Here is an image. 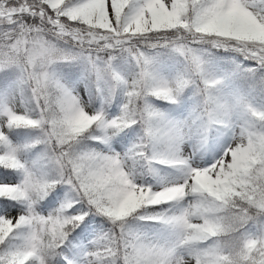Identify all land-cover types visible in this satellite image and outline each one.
<instances>
[{"label": "snow or ice", "instance_id": "snow-or-ice-1", "mask_svg": "<svg viewBox=\"0 0 264 264\" xmlns=\"http://www.w3.org/2000/svg\"><path fill=\"white\" fill-rule=\"evenodd\" d=\"M71 62L119 115L87 108L60 76ZM0 77L15 86L0 91V168L19 174L0 182V264H264V0H0ZM187 90L184 117L151 102L179 106ZM134 126L132 147L113 149ZM15 129L37 132L23 149L43 145L44 169ZM220 136L212 162L193 158L188 141ZM137 161L181 175L138 182ZM97 215L111 227L88 240Z\"/></svg>", "mask_w": 264, "mask_h": 264}, {"label": "rangeland", "instance_id": "rangeland-1", "mask_svg": "<svg viewBox=\"0 0 264 264\" xmlns=\"http://www.w3.org/2000/svg\"><path fill=\"white\" fill-rule=\"evenodd\" d=\"M179 60H180V58H179ZM237 60H239V59H237ZM78 64L80 66L79 67L80 68V71H79L80 77L77 80H75L72 77L65 74V72L63 70V67L65 65H61L59 67V73H60V76L63 79V81L73 90V92L75 94H77L78 96L81 97V99L84 101V103L88 109L96 110V111L103 110L104 112H106V114L109 118L116 116V115H119L120 110L118 108L111 107L113 102L109 103V104L104 103L103 97L99 93H97V91H96V85H95L94 79L92 77H90L89 73L85 70V68L82 64H80V63H78ZM180 67H181V65H180ZM179 69L180 68H178L173 73L166 74V75H172V74L176 73L177 71H179ZM0 89H1V91H4V92L11 94L15 91V86L10 84L7 79L0 77ZM190 97H191V92L189 93V95L187 96L185 101L182 100L183 113L178 115V116H175V117H177V118L184 117L191 111L192 101H191ZM23 135H24L23 131L18 132L16 134L12 135V139L14 142L21 145L19 142H20L21 138L23 137ZM226 138L227 137H225V136H220L218 138L210 140L209 146L207 145V147L209 148V155H207V157L204 159H200L195 152V146H196V144H198V143H195V140L188 141V146L191 147V149H192L193 158L198 160L202 165L206 166L208 163L212 162L216 157H218V155L220 154V151H221V147H222ZM135 142H136L135 139H130V140L126 141L125 139L121 138L120 135L118 134L114 137V143L112 144L111 147L113 149H115L116 151L127 152ZM21 147H22V145H21ZM22 157L24 159L28 160L30 163H32L34 165H38L41 169L45 168L44 164H41L40 162H38L39 152H34V153L29 152L28 153L22 147ZM136 164H137V162H136ZM136 171L138 173H140V175L138 176V182H139V180H143L144 182H148L144 178L142 172L139 171L137 165H136ZM180 175H181L180 171L175 169L172 172H170L167 176H165L163 178V180H175ZM18 180H19V177H16L15 174L0 170V182H8V181L15 182ZM65 199H66V196L64 194H60L57 201L54 202L48 208V210L51 211L52 208L58 207L59 204L62 201H64ZM90 224H91L92 232H91V235L88 237V240L93 239V237L96 236L97 234H99L101 231H105L110 227L98 215L90 218Z\"/></svg>", "mask_w": 264, "mask_h": 264}, {"label": "trees", "instance_id": "trees-1", "mask_svg": "<svg viewBox=\"0 0 264 264\" xmlns=\"http://www.w3.org/2000/svg\"><path fill=\"white\" fill-rule=\"evenodd\" d=\"M226 55H230V58H233L236 60L237 63L241 62L243 60V57L239 56L238 54H235V53H231V54H226ZM239 59V60H237ZM179 58L175 55V54H172L170 56H164L162 57V63L160 65L162 71L165 73V74H169V73H173L174 71H176L180 66V63H179ZM244 64L246 66H250V62H247L245 61ZM79 64L77 62H72V63H69L67 65H65L63 67V70L65 72L66 75L72 77L73 79L77 80L79 79L80 77V68H79ZM4 81V80H3ZM1 91V89H0ZM190 93V90H187L184 94V97H183V100L185 101L187 96L189 95ZM117 100H122V94L118 95L117 96ZM151 102L158 108H160L161 110H165V111H168L171 113V115L173 116H176V115H179V114H182L183 113V103H181L179 106H173V105H169L167 104L165 101L163 100H156L155 98H152L151 99ZM111 107H115V108H119V103L113 101V104ZM23 131L24 132V135L23 137L21 138L20 140V144L22 145V147L25 145V144H28L30 143V141L32 140V138H34L36 135H37V132L34 131V130H31V129H15L13 130L12 134H16L18 132H21ZM142 133L139 131L138 128H136V126H134L133 129H125L124 131L120 132L119 135L121 138L125 139L126 141L127 140H130V139H135V141H137L138 139V136L141 135ZM86 143L88 144H92L93 142L91 141H86ZM114 143V138L111 142V146L112 144ZM99 147L101 149H104V150H107L105 148L104 145H99ZM26 152H31V153H34V152H39V160L38 162H40L41 164H44L43 163V160H42V150H43V145H38L36 146L35 148H31V149H25ZM138 166V169L140 172H142L144 178L146 179V181L150 182V183H153V184H156L157 181L159 180H163V178L165 176H167L170 172H172L173 168H167V167H164V166H160V165H157L156 168H157V172L158 174H153V173H149L147 171L148 169V166L147 164L144 162V161H137V164ZM0 170L2 171H7L9 173H12V174H15L16 177H19V174L16 173V172H12L10 170H5L3 168H0ZM58 192L59 195L60 194H64L66 196V194L68 193V188L66 185H61V184H58L56 185V187L53 189V193H56ZM59 195L56 196V199H55V202L57 201ZM52 199V194L50 193L49 196L47 197V199L45 201L42 202V204H47L49 200ZM101 217V216H99ZM90 218L91 217H86L85 219L88 221V237L91 235V224H90ZM101 219L106 222L108 224V226L111 227V225L107 222L106 218L104 217H101ZM137 227H139L141 230L143 231H146L148 232L150 235L152 234H155V235H163V230L160 228L159 225H155V224H152L151 222H137L136 224ZM81 227H83V224L81 225ZM80 229L78 228L76 230V232H79ZM73 235H75V233H73ZM84 243H87L86 241H83ZM78 243V242H77Z\"/></svg>", "mask_w": 264, "mask_h": 264}, {"label": "bare ground", "instance_id": "bare-ground-1", "mask_svg": "<svg viewBox=\"0 0 264 264\" xmlns=\"http://www.w3.org/2000/svg\"><path fill=\"white\" fill-rule=\"evenodd\" d=\"M195 143L197 142L195 141ZM209 143L210 141L206 145H203V146L199 143L196 144L195 152L200 159H204L207 157V155H209V148L207 147V145L209 146Z\"/></svg>", "mask_w": 264, "mask_h": 264}]
</instances>
